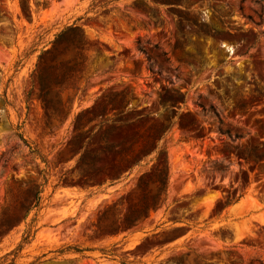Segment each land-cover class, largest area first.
Returning a JSON list of instances; mask_svg holds the SVG:
<instances>
[{"label":"rangeland","instance_id":"374dc122","mask_svg":"<svg viewBox=\"0 0 264 264\" xmlns=\"http://www.w3.org/2000/svg\"><path fill=\"white\" fill-rule=\"evenodd\" d=\"M0 264H264V0H0Z\"/></svg>","mask_w":264,"mask_h":264},{"label":"trees","instance_id":"16d2710c","mask_svg":"<svg viewBox=\"0 0 264 264\" xmlns=\"http://www.w3.org/2000/svg\"><path fill=\"white\" fill-rule=\"evenodd\" d=\"M75 27H68L65 31H73ZM60 34L58 37H61L63 33ZM175 109V108H173ZM48 118L52 119L50 115H48ZM162 133L158 135V131L148 129L147 132L144 133H138L136 138H133L132 145L129 148L122 149L117 154V165L120 168H123L125 163L127 164L126 169L132 168L134 166L139 165L140 161L146 158L148 155H150L153 152L157 151L158 146V139ZM101 143V142H100ZM106 151V149L104 148ZM80 163H83V159H80ZM147 184H156L158 191L157 194L154 195L151 199V208H157L158 202L162 201L163 196L165 195V183L163 181H155L151 177H148L146 180H143L140 178L138 181V185L136 190L140 191L142 187L148 186ZM35 200H38V194L39 191L36 192ZM233 199H227L225 205H229L232 202ZM143 212L135 210L133 207L128 210L126 213V218H132L131 222L134 224L138 221V219L143 218ZM147 215H149V209H147Z\"/></svg>","mask_w":264,"mask_h":264}]
</instances>
